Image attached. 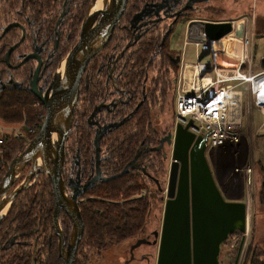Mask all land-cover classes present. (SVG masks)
I'll use <instances>...</instances> for the list:
<instances>
[{
  "label": "flooded vegetation",
  "instance_id": "af4514ba",
  "mask_svg": "<svg viewBox=\"0 0 264 264\" xmlns=\"http://www.w3.org/2000/svg\"><path fill=\"white\" fill-rule=\"evenodd\" d=\"M92 1L0 0V53L4 52L5 58L7 51L16 46L10 55V64L6 63L8 68L0 70V90L12 84L31 91L39 64L37 86L38 89L47 90L63 58L78 42ZM190 1L128 0L112 39L89 63L82 77L73 126L65 144L62 174L66 194L71 197L81 192L97 176L98 179L93 187L77 199L84 221V234L73 264H96L92 261L99 251L107 256L104 264L157 263L161 225L157 222L151 226V215L140 233L101 249L95 241L90 244L83 242L85 219L93 216L84 214L82 206L96 198L88 195V192L116 177L114 173L117 168L111 164L115 147L127 137L135 135L139 127H143L145 113L151 117L146 122L152 124L154 138L159 137L160 124L155 122V116L158 117L156 111L160 109L161 95L165 93L168 97L174 93L175 96L181 77L180 68L183 66L182 53L179 51H176V57L167 55L168 60L162 61L167 58V45L173 50L169 38L167 44L165 40L180 21L192 18L189 16L192 10L201 9L215 0L196 3L188 9L186 7ZM178 13L180 16H177ZM28 67L30 71L27 79L23 73ZM18 68L20 75L13 72ZM165 73L170 76L167 86L162 82ZM97 135H101L98 144ZM161 147L164 153L168 148L171 149L166 140L162 145L154 146L153 150L157 151ZM167 159L170 168V159ZM208 159L215 180L225 196L216 176L214 158L208 155ZM142 163L137 156L122 172H130L145 181L143 173L146 170ZM30 167L31 164L24 170L22 180ZM42 174L50 180L42 171L34 177L31 185ZM19 180L16 185L22 181ZM152 185L150 182L148 188L136 197L148 194ZM50 186L53 194L51 180ZM158 196L156 198L159 200ZM156 198H153L152 204ZM26 201L23 207H16L18 211L12 214L4 230H1L2 224L0 226V264H63L60 241L62 237L63 248L67 251L74 228L72 218L63 208L55 215L54 196H35ZM125 245L126 249L123 250Z\"/></svg>",
  "mask_w": 264,
  "mask_h": 264
},
{
  "label": "water",
  "instance_id": "95a60500",
  "mask_svg": "<svg viewBox=\"0 0 264 264\" xmlns=\"http://www.w3.org/2000/svg\"><path fill=\"white\" fill-rule=\"evenodd\" d=\"M209 0H192L186 8ZM93 0L83 21L80 38L64 57L47 90L38 89L40 64L32 81L31 92L44 104L46 117L39 134L9 163L0 182V226L7 211L17 196L27 189L42 171L53 188L55 215L65 209L73 220L74 228L68 250L60 241V256L63 264H73L79 243L84 234V221L77 204L78 197L93 187L97 177L73 196L66 194L63 178L65 144L73 126L74 113L79 101L81 80L89 63L100 53L113 37L115 27L122 18L128 0H104L103 7H96ZM159 14V9L157 10ZM177 16H180L179 13ZM167 17V16H166ZM165 17V18H166ZM232 31L231 22L208 24L204 28L211 40L223 38ZM10 48L5 61L10 64ZM264 79L260 77L255 87ZM190 120L185 126L179 122L166 137L171 152L164 153L170 159L163 221L160 231L156 264H222L221 249L235 232L246 230L247 203L228 201L219 188L208 155V134L191 131ZM101 135H97L98 144ZM31 167L23 181L18 183L24 170ZM124 174L123 172L120 174ZM244 239L240 244L234 264H237Z\"/></svg>",
  "mask_w": 264,
  "mask_h": 264
},
{
  "label": "trees",
  "instance_id": "16d2710c",
  "mask_svg": "<svg viewBox=\"0 0 264 264\" xmlns=\"http://www.w3.org/2000/svg\"><path fill=\"white\" fill-rule=\"evenodd\" d=\"M189 16H204L215 20H229L222 18V11L214 7L203 6L196 11L192 10ZM256 35L258 37L262 36L263 30H257ZM169 36L165 40L166 44L168 43ZM256 51L257 46L255 47V53ZM176 53V51L171 50L167 45L165 55L167 58H163L162 61L166 62L168 56L176 57ZM254 60L256 62L255 58ZM4 68L8 67L5 62L4 52H1L0 70ZM258 69L264 72V56L258 61ZM29 71L28 67L23 73L27 79ZM177 71L178 67L176 66L175 72ZM13 72L20 75V68L13 70ZM169 77L167 73L163 74L162 82H164V86L168 85L167 82L170 84ZM161 97L160 109H164L167 95L163 93ZM172 106L176 107L175 98ZM145 115L146 120L151 119L149 114L145 113ZM45 117L46 108L44 104L30 90L19 86H12V84L6 85V87L0 90V120L10 126L21 127L19 135L10 133L0 137V167L2 163H6L5 173L12 159L21 153L28 143L39 134ZM146 120L143 127L137 129L135 135L127 137L125 141L122 140V143L115 147L116 149L111 156V164L117 168L114 173L116 177H113L111 181L97 185L88 192V195L95 196L96 198L88 200L82 206L84 214L93 216L92 218L86 217L85 219L86 232L83 239L84 243L90 244L95 241L96 245H99L101 249H105L110 243H119L131 239L147 225L153 198L159 195L158 198L162 202V195L166 188L169 172V162L164 157L163 147L157 151H154L153 147L159 144L162 145L166 141V137L173 130L174 124L166 127V129L160 128L159 137L154 138L151 128L152 124L146 122ZM148 126H150L149 129L147 128ZM34 128H36L35 132H30ZM137 156L143 162V167L146 170L143 173L145 181L138 179L136 175H132L130 172L120 175L123 169L136 159ZM257 168L261 172L262 179L256 193V209L264 206V168L259 161ZM2 178H0V182ZM36 179L33 185L22 191L17 199L12 202L2 223L1 230H4L8 220L12 218V214L18 211L16 207H23L27 203V198L35 196L53 197L50 180L44 174ZM21 180L22 177L19 181ZM150 182L153 185L148 190V194L143 197H136L138 193L148 188ZM154 190L156 191L155 193L153 192ZM22 211L25 212L26 210ZM233 235L241 236V233L235 232ZM228 242H225L222 246V252L225 255V260L221 261L222 264H234L238 253V248H231L228 246ZM248 264H264V248L260 244L255 245L253 248Z\"/></svg>",
  "mask_w": 264,
  "mask_h": 264
},
{
  "label": "built area",
  "instance_id": "2783aa9c",
  "mask_svg": "<svg viewBox=\"0 0 264 264\" xmlns=\"http://www.w3.org/2000/svg\"><path fill=\"white\" fill-rule=\"evenodd\" d=\"M231 22L232 31L223 38L211 40L206 37L204 28L208 24ZM255 25L256 15L253 13L247 17L246 23L239 19L236 20H210L192 18L189 21L188 38L193 42L196 48L203 51H210L214 57L216 64L215 78L199 77L195 84L191 87L185 88V84L178 86L176 93V119L174 127L181 122L184 126L192 120L190 130L196 136L200 134H208L207 147L209 149H218L234 141L240 144L245 140L241 132L243 126L242 119V91H236V85L228 83L233 80H246L255 82L262 76L264 72L259 75L252 76V64L254 60V40H255ZM236 44L241 45L240 57L235 59L232 53L228 52L230 46ZM222 55L229 60L235 61V66L229 64L219 65L218 57ZM200 66V64H198ZM203 68L204 65H201ZM248 67V74H243L241 70ZM219 67V68H218ZM236 70H232V69ZM202 74V73H201ZM249 77V78H248ZM248 78V79H247ZM202 81H207L202 85ZM250 84V83H249ZM254 86V99L257 101ZM260 100V97H259ZM262 101V100H261ZM258 102V101H257ZM38 104V103H37ZM264 109V103L258 102ZM35 129L30 132L34 133ZM6 163H2L0 167V178L4 177ZM245 184L246 203H247V217L246 230L241 236L233 235L228 241H232L231 248L242 242L244 239L242 249L238 258L237 264H248L252 253L251 243L253 240V231L256 217V186L253 178L255 177L254 164L250 162L248 166L240 168ZM165 200V193H164ZM240 247V246H239ZM238 247V248H239ZM249 248V249H248Z\"/></svg>",
  "mask_w": 264,
  "mask_h": 264
},
{
  "label": "rangeland",
  "instance_id": "374dc122",
  "mask_svg": "<svg viewBox=\"0 0 264 264\" xmlns=\"http://www.w3.org/2000/svg\"><path fill=\"white\" fill-rule=\"evenodd\" d=\"M104 4V0H101ZM197 7V6H196ZM204 7H214L222 11V18L229 19V20H236L239 19L242 22L246 23L247 17L251 16L253 13L256 15V25H255V40H254V48L257 46V51H254V58L252 64V72L251 75H259L257 72L258 69V61L264 56V0H215ZM197 9H195L196 11ZM192 18H200V19H209L204 16H194ZM191 18V19H192ZM215 20V19H210ZM189 17L183 19L178 23L171 36L169 37V43L174 51H179L184 56V60L190 64H203L204 66L211 68L213 71L216 68L215 60L210 51H203L202 49L196 48L193 42L188 38V27H189ZM263 30V35L258 37L256 35L257 30ZM236 51L234 54V58L237 59L240 57L241 54V45L236 44ZM255 50V49H254ZM222 64H229L231 66H235L234 60H229L227 57L220 55L219 56V65L223 67ZM219 68V67H218ZM245 69L241 70L243 74H248L249 70L248 67H244ZM205 68H200L196 66H190L186 68H180V81L178 86L181 84L190 83L189 75L194 74V78H201L206 77V73L204 72ZM187 71V78L182 77L184 73ZM232 70H236L235 68ZM191 71V72H190ZM183 73V74H182ZM200 73H202L200 75ZM197 75V76H196ZM249 78V77H248ZM247 78V79H248ZM264 80V79H263ZM202 85H204L207 81H202ZM228 83L232 85H236V91H242L241 98H242V119H243V126L241 127L242 135L244 136L245 140L240 144H233L230 142V145H227L231 148L232 156H233V163L231 164V179L238 178L242 182L243 186V193L244 196L240 201H246V191L247 186L245 184L244 176L240 170V168L248 166L250 162L254 164L255 169V177L253 178L254 184L256 186V193L260 186V181L262 179L259 172V168H257L258 161L261 162V165L264 168V109L258 104L260 102L262 104L261 99L259 100V96L256 97L257 101L254 99V86L252 82L244 81V80H233L228 81ZM250 83V84H249ZM261 84H264L262 81ZM177 86V87H178ZM180 88V86H179ZM256 89H261L260 87H256ZM263 89V88H262ZM178 91V88H177ZM257 95V94H256ZM174 93H170L167 97L166 102H164V109H159L156 111L155 122L160 124V128H165L168 126H172L175 124L176 114L175 108L172 106L175 98ZM21 127L20 126H10L5 124L0 120V137L5 134L15 133L20 134ZM174 130V128H173ZM172 130V131H173ZM209 149V148H208ZM171 151L168 148L167 152ZM217 149H215L212 153L213 158L215 157ZM27 174V173H26ZM26 176V175H25ZM168 178V177H167ZM225 185L230 186L232 185L231 181H226ZM166 187V186H165ZM232 189H227V194H225V199L228 201L230 200V193ZM164 195H162V202L156 198L154 203L152 204L151 208V216L149 220V224L151 226H155L158 222V225H162L163 221V214H164ZM156 216V217H155ZM253 240L251 243V249L255 245L260 244L264 248V206L259 207L256 210V217H255V226L253 231ZM232 241L228 242V246H231ZM126 246H123V250L126 249ZM240 245L237 243L233 249L238 248ZM239 249V248H238ZM249 249V248H248ZM97 251V250H96ZM106 257L100 251L95 254L93 257L92 263L96 264H104L106 262ZM220 259L225 260V255L221 249ZM156 264V263H155Z\"/></svg>",
  "mask_w": 264,
  "mask_h": 264
},
{
  "label": "crops",
  "instance_id": "0c3cea01",
  "mask_svg": "<svg viewBox=\"0 0 264 264\" xmlns=\"http://www.w3.org/2000/svg\"><path fill=\"white\" fill-rule=\"evenodd\" d=\"M263 39L264 38H261V40H263ZM235 51H236L235 45L230 46L228 48V52L232 53L233 56L235 54ZM182 58H183V68H186V67L188 68V66H198L196 64H190V63L185 62L183 55H182ZM201 65H203V64H200V66H199L200 68L202 67ZM203 68H205L204 72L206 73V77L208 80L210 78H215V76L217 74V72H216L217 67L215 68L214 71L211 68H208L206 66H204ZM260 72H262V71H258L257 73H260ZM200 75H201V73H200ZM182 77L187 78V71H186V73L183 74ZM189 78H190L189 79L190 83L189 84L187 83V85L185 84V88L188 87V85H190L192 87L195 84V82L197 81V78H194V74L189 75ZM227 145H230V144H227ZM227 145L217 149L215 157H214V168L216 171V176H217L218 180L221 182L224 194H227L226 193L227 189L231 188L232 191L229 192L230 193L229 199L232 201H237V200L240 201V200H242V197L244 196L243 186H242V182L240 179H238V178L231 179V176H230L231 175V164L233 163L234 158L232 156L233 151ZM228 180L232 182L231 187L228 185L227 186L225 185L226 181H228Z\"/></svg>",
  "mask_w": 264,
  "mask_h": 264
},
{
  "label": "bare ground",
  "instance_id": "6f19581e",
  "mask_svg": "<svg viewBox=\"0 0 264 264\" xmlns=\"http://www.w3.org/2000/svg\"><path fill=\"white\" fill-rule=\"evenodd\" d=\"M103 7V3H102V1L101 0H98V3H97V5H96V7L93 9V11L92 12H94L95 10H99V9H101ZM219 58V57H218ZM218 61H219V59H218ZM188 67H190V66H188ZM197 68L199 67V66H196ZM188 71V70H187ZM191 72V71H190ZM262 81H264V80H261L259 83H258V87H260L261 89L259 90V89H256L255 88V93L257 94V96H259L260 97V99L262 100V103H264V84H261L262 83ZM263 88V89H262ZM230 142H232L233 144L235 143L234 141H230ZM236 144V143H235Z\"/></svg>",
  "mask_w": 264,
  "mask_h": 264
}]
</instances>
